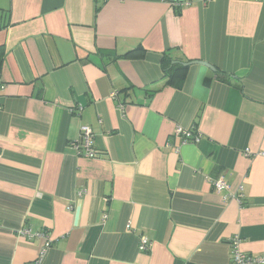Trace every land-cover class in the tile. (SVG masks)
Instances as JSON below:
<instances>
[{"label":"crops","instance_id":"0c3cea01","mask_svg":"<svg viewBox=\"0 0 264 264\" xmlns=\"http://www.w3.org/2000/svg\"><path fill=\"white\" fill-rule=\"evenodd\" d=\"M172 1L0 0V264L264 255V0Z\"/></svg>","mask_w":264,"mask_h":264},{"label":"built area","instance_id":"2783aa9c","mask_svg":"<svg viewBox=\"0 0 264 264\" xmlns=\"http://www.w3.org/2000/svg\"><path fill=\"white\" fill-rule=\"evenodd\" d=\"M209 1V0H207ZM3 89V86L0 85V90ZM122 108V105L119 106V109ZM81 108L79 107V110ZM195 126L187 129L183 127H176L174 131V135L176 137L181 138L183 142H192V143H198L200 141V135L198 132H196ZM73 148L75 149V152L79 156H84L87 158H95L98 156V151L94 148V141H93V132L92 129L88 126H82L80 128V135L77 143L73 144ZM249 152H246V155H248ZM258 156L264 157V152L258 153ZM214 189L217 193L221 192H227V196L225 198H232L236 200L238 203L241 202V198L243 197V188L239 187L237 191L230 192V187L224 182L222 178H219L213 182ZM83 192L78 193L79 196H81ZM224 198V199H225ZM70 209V208H69ZM20 233L22 235L30 234L28 230H21ZM34 236L36 237H45L43 232L35 233ZM240 243L241 239L239 236H234L228 241L229 250H230V256L229 264H264V255H248L241 251L240 249ZM150 242L145 238L141 237L139 239V251H146L149 249ZM40 260H37L35 264H39Z\"/></svg>","mask_w":264,"mask_h":264},{"label":"trees","instance_id":"16d2710c","mask_svg":"<svg viewBox=\"0 0 264 264\" xmlns=\"http://www.w3.org/2000/svg\"><path fill=\"white\" fill-rule=\"evenodd\" d=\"M162 69L164 73V77L167 78L168 82H172V79L175 77V72H184L185 67L182 65H171L169 60L163 59L162 61ZM181 83V82H180ZM179 83L178 86L181 84Z\"/></svg>","mask_w":264,"mask_h":264},{"label":"water","instance_id":"95a60500","mask_svg":"<svg viewBox=\"0 0 264 264\" xmlns=\"http://www.w3.org/2000/svg\"><path fill=\"white\" fill-rule=\"evenodd\" d=\"M169 1H172V0H169ZM187 1H191V0H174L172 2H175V3H178L179 4V3H185ZM177 63L180 64V65H182L183 67H188V66H190L192 64H200V65H203V66L207 67L209 70L215 72V70L210 65H208V64H206V63H204L202 61H195V62H188V63L177 62Z\"/></svg>","mask_w":264,"mask_h":264}]
</instances>
